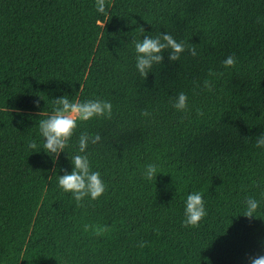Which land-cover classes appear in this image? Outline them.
Segmentation results:
<instances>
[{"label":"trees","instance_id":"1","mask_svg":"<svg viewBox=\"0 0 264 264\" xmlns=\"http://www.w3.org/2000/svg\"><path fill=\"white\" fill-rule=\"evenodd\" d=\"M161 34L185 51L173 61L163 50L141 77L132 42ZM230 56L236 66L225 68ZM180 93L188 113L170 103ZM63 96L110 101L112 116L77 121L56 157L39 121ZM83 132L101 141L80 153ZM261 134L264 0H106L103 14L96 0H0V264H248L264 255ZM77 154L106 185L82 207L58 182ZM192 192L207 215L185 227Z\"/></svg>","mask_w":264,"mask_h":264},{"label":"clouds","instance_id":"2","mask_svg":"<svg viewBox=\"0 0 264 264\" xmlns=\"http://www.w3.org/2000/svg\"><path fill=\"white\" fill-rule=\"evenodd\" d=\"M96 9L100 13H106V0H96ZM136 52V69L141 77H147L148 72L154 64L163 61L162 52L165 49H171L169 55L170 60H177L181 53L185 51V44L177 42L170 34H161L155 37L145 36L142 40H134ZM193 55L196 54L195 49H191ZM225 68H233L236 66L234 57H228L223 62ZM215 75L210 71L209 76ZM203 87L209 91L213 89V82L205 79ZM172 107L180 112H189L188 96L186 93H180L173 101L170 102ZM39 106V101H36ZM197 115L203 116L202 110L197 109ZM141 115L147 117L150 113L144 110ZM112 116V104L110 101L101 99H89L84 102L79 100L70 101L67 96H63L53 100V111L46 119L39 121V133L44 138L43 148L49 154L59 156L61 152L68 147V143L78 127L77 121L87 122L94 117ZM101 141V136L96 134L90 136L87 132H83L79 136L78 149L80 153H85L89 143L96 145ZM257 148L264 147V134H261L256 142ZM28 148L39 151L37 143L32 140L28 143ZM74 164V170L59 177V187L65 192H71L78 206H83L86 197L91 200H97L106 191L101 174L91 171V165L88 155H73L70 157ZM158 166L156 164H148L144 171V177L147 180L156 178ZM246 211L244 215L252 218L257 212L259 202L249 197L246 200ZM185 227H198L200 222L207 215L205 201L200 192H192L187 196L185 206ZM84 231H93L95 235L101 236L109 231L107 226L84 225ZM147 241H142L138 245L140 248L147 246ZM248 264H264V255H250Z\"/></svg>","mask_w":264,"mask_h":264}]
</instances>
